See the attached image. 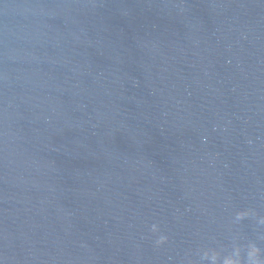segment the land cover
Returning <instances> with one entry per match:
<instances>
[{"label": "water", "instance_id": "obj_1", "mask_svg": "<svg viewBox=\"0 0 264 264\" xmlns=\"http://www.w3.org/2000/svg\"><path fill=\"white\" fill-rule=\"evenodd\" d=\"M0 264H264V0H0Z\"/></svg>", "mask_w": 264, "mask_h": 264}]
</instances>
